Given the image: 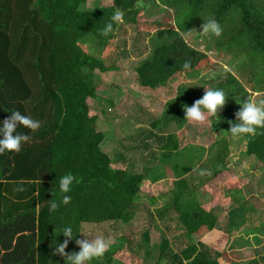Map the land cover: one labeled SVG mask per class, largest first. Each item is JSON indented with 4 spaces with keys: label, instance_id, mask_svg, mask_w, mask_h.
Listing matches in <instances>:
<instances>
[{
    "label": "trees",
    "instance_id": "trees-1",
    "mask_svg": "<svg viewBox=\"0 0 264 264\" xmlns=\"http://www.w3.org/2000/svg\"><path fill=\"white\" fill-rule=\"evenodd\" d=\"M86 1L0 0V121L11 115L10 110L41 121L35 132L18 129L32 137L19 153L0 155V264H66L65 257L52 251L57 242L66 239L60 234L63 227H73L74 237L83 239L80 229L87 233L89 226L101 225L119 232L123 231L120 222L131 228V249L136 256L132 264H220L225 253L237 247L235 239L242 234L250 239V233L234 237L226 228L216 226L217 218L203 210L184 180L175 183L172 201L157 210L165 227L174 225L180 232L181 251L173 247L165 227L155 220L149 229L137 230L131 224L152 170L146 169L148 174L144 175L117 168V163H125V156L118 154L114 161L103 149L106 134L98 127L99 118L91 115L90 102L116 105L117 99H105L96 71L108 73L118 68L88 53L84 45L93 42L107 47L115 41L125 22L113 24L109 36L101 35V30L116 9L133 25L152 7L174 11L179 32L167 39L157 32L153 56L137 67L139 85L155 91L170 86L181 75L201 74L208 58L189 46L183 36L202 31L203 20L216 19L223 32L214 36L215 49L219 56L233 59L238 75L213 88L223 89L228 97L218 113L220 120L212 123L216 143L206 152L209 164L223 176L228 172V140L236 139L228 132V121H235L234 113L240 107L236 100L264 95V0H113L112 6L92 10L84 9ZM186 61L188 69L182 67ZM118 87L112 86L108 92L116 93ZM203 94L182 86L152 128L175 123L184 131L189 121L183 105L191 106ZM142 135L144 148L152 149L150 140L157 135L151 129ZM168 138L163 137L166 148L162 161H173L186 169V157H194L191 149H181V142L174 141L177 135ZM238 138L247 143V156L264 166V129ZM152 155L156 156L154 150ZM67 173L79 180L68 193L71 203L50 212L48 201L62 198L58 181ZM234 230L231 226L229 232ZM96 233L91 235H108L99 230ZM77 251L75 240H71L66 252ZM104 255L93 264L114 263L111 249ZM255 262L260 264L257 258Z\"/></svg>",
    "mask_w": 264,
    "mask_h": 264
},
{
    "label": "rangeland",
    "instance_id": "rangeland-1",
    "mask_svg": "<svg viewBox=\"0 0 264 264\" xmlns=\"http://www.w3.org/2000/svg\"><path fill=\"white\" fill-rule=\"evenodd\" d=\"M113 2V0H87L84 9L92 10L97 6H112ZM124 22L125 27L109 46L97 47L95 43L87 42L89 44L84 45V47H88L85 48L88 53L104 58L106 62L114 64L118 68V70L108 73L96 71L103 83L105 99L111 97L117 99L116 105L112 106L107 101L91 100L90 102L91 115L99 118L98 127L100 131L106 134L103 149L114 161L121 153L125 158L132 159V163L126 166V169L131 173L147 175L146 169L152 170L151 177L147 181V189L144 190V194L136 203L139 210L131 222L133 227L137 230L149 229L158 216L156 211L174 198L175 186L173 183L179 180L186 181L190 190H193L197 197H206L207 199L213 198L220 201L222 197L231 195L232 200L242 201V198H246L243 201L246 203L256 195L253 200H260L262 205L258 214L263 218L260 220H264V166H261L255 157L247 156V143L243 138H230L228 140L230 148V156L226 161L228 172L223 176H218L213 166L209 164L208 153L206 152L216 143V139L212 135V123L216 118L209 117L204 122L189 121V124L183 127L184 131H180L181 128H178L175 123L170 124L167 131L162 130L163 125L157 129L152 128L151 125L160 120L167 103L178 96L182 86L192 92H205L204 87L213 89L226 82L231 76L238 77L233 59L219 56L215 49L216 38L214 36L193 30L184 34L183 40L207 56L208 61L201 68V74L181 75L170 86H163L155 91L144 89L138 83L137 67L153 56L155 44L153 41L158 38L157 32L159 35L162 33L161 36L165 39L179 32L174 11L155 6L143 11L138 24L133 25L125 20ZM116 85L119 86V93H109L108 91L112 90H108V88ZM253 98L261 101L264 100V95L254 94ZM148 129L160 134V136L177 133L184 140V147L189 144L190 148H194L191 145L194 144L202 151L193 152L191 150L190 154L195 156V160L185 159L183 163L186 165L184 166L186 169L179 168L176 162L162 161L163 154L160 151H155L160 150L158 146H161L155 140L156 138H153V141L150 140L154 143L152 149L144 148L142 134ZM187 132H190L188 133L189 138ZM123 146L127 147V152L124 151ZM153 150L156 156L152 155ZM202 153L204 157L201 160ZM116 166L122 165L117 163ZM257 195L260 196V199ZM256 205V202L246 205L251 214H254L258 208L259 205ZM252 224L249 223V226ZM118 225L122 227V230L130 229V227H125L122 222ZM260 225L264 226V222L262 221ZM174 227V225L166 226L165 231L173 247L179 248L180 251L183 245L180 241L179 231ZM86 230L90 238L98 236L91 235L97 230L103 234H108L109 236L106 237L101 236L102 234L99 236L106 240L110 239V247L113 253L123 251L126 248L122 233L111 230V227L89 226ZM250 236L249 239L248 236L242 234L240 238L235 239L237 247L233 246L232 252H226L222 262L225 264H231V262L233 264H252L258 256L260 259H264V227L256 228V231H252ZM127 251H129L128 248ZM135 258L136 256L133 254V259ZM93 261L90 264H93ZM255 264L257 263L255 262Z\"/></svg>",
    "mask_w": 264,
    "mask_h": 264
},
{
    "label": "clouds",
    "instance_id": "clouds-1",
    "mask_svg": "<svg viewBox=\"0 0 264 264\" xmlns=\"http://www.w3.org/2000/svg\"><path fill=\"white\" fill-rule=\"evenodd\" d=\"M124 22V12L116 9L110 21L101 30V35L109 36L114 31L113 24H121ZM202 33L205 35H212L220 37L223 29L220 23L214 18L203 20L201 25ZM182 67L189 68V62H185ZM205 88L203 96L196 99L191 106L183 105L185 120L204 122L209 117L216 118L219 121L218 113L226 104L227 97L223 89H209ZM240 105L239 109L234 113L235 121L229 120L230 130L228 131L234 138L243 135L254 136L258 129H264V100L257 101L251 96L247 100H236ZM11 115L0 121V155L5 153H19L24 144L29 143L32 139L26 132L19 131L20 128L29 129L32 132L37 131L41 127V121L33 119L31 116L23 114L19 110L8 111ZM74 183H79V180L72 173H67L59 177L58 187L59 191L64 195L57 202L55 199L48 201L49 211L55 212L61 205L67 206L71 203L72 197L68 195L72 191ZM80 234L84 236L83 239L74 237L73 227L65 226L60 230L66 239L61 243L57 242L53 247V255L65 257L66 264H90L94 259L103 257L108 251L111 241L103 237L97 236L90 238L84 229H80ZM75 240L79 251L69 254L66 249L69 242Z\"/></svg>",
    "mask_w": 264,
    "mask_h": 264
},
{
    "label": "crops",
    "instance_id": "crops-1",
    "mask_svg": "<svg viewBox=\"0 0 264 264\" xmlns=\"http://www.w3.org/2000/svg\"><path fill=\"white\" fill-rule=\"evenodd\" d=\"M163 114H164V111H163ZM163 114H162V116H163ZM171 124H173V123H171ZM169 126H170V124L165 125V123H164L162 130L167 131ZM188 133H190V132H187V137L189 138ZM156 135H157V138L155 137L156 138L155 140H157V142H159L161 144V146H158L160 148V150H155V151H160L163 154L165 151V148H166V144L163 145L165 143L163 140V137L169 139L168 137L170 134H168V135L163 134V136H160V134H156ZM174 135L178 136L177 133H175ZM178 140H179V142H181V145H180L181 149H185V148L189 149L190 148L189 144L185 147L183 146L184 140H182V137L178 136V139H175L174 141L178 142ZM186 140H188V139H186ZM151 141H153V140H151ZM170 142H172V140H169V143ZM153 145H154V143H153ZM191 145L194 147V148H190L193 152H195L196 148H199V147H195L194 144H191ZM203 157H204V155H203ZM203 157H201V160L203 159ZM186 159L195 160V156L192 158L187 157ZM131 163H132V159L129 158V159L125 160V163H123L122 166H117V168L126 169V166L130 165ZM175 183H176V181L173 184L175 185ZM255 196L256 195L251 197L246 203L243 202L246 200V198H242V201L232 200L231 195L222 197L220 201L214 200L213 198L207 199L206 197H198V202H199L200 206L203 208V210H205L207 213H212L217 218L218 223L216 224V226L220 227L221 230L226 228L228 233L231 236L236 237L235 236L236 234H239L242 232L251 233L252 231H256V228H258V227L259 228L264 227L263 225H260V223H262V221L264 222V220L261 221L260 218L261 219H263V218L260 214H258V211H259L258 205H260V200L258 201V203L255 200H253L255 198ZM257 196H258V199H260V196L259 195H257ZM235 198L238 199V197H235ZM251 202H253V203L256 202V204H257L256 206H258V208L256 209L254 214H251L249 212V208L246 207V205H249ZM163 206H165V205H162V207ZM156 213L158 214L159 211H156ZM156 222H157V224H160V226L163 225V227H165V225L163 224L164 220L162 218H160V214H158V216H156ZM249 223H253V224L249 226ZM231 226L236 228L237 230H234L233 232H229V231H231ZM119 232H121L122 236L124 237L123 241H124V243H126L125 244L126 248L123 251H117V252L113 253L114 254L113 255V262H114L113 264H128V263L132 264L133 263V251L131 249V241L132 240L130 239L131 236H129L130 232H131V228L129 230L124 229L123 231H119ZM127 248L129 251H127ZM174 248H175V246H174ZM109 249H111V247H109ZM175 249L179 252V248H175ZM255 249H258V248H255ZM257 254H258V252H257ZM257 259L260 261V264H264V259H260V256H258ZM138 262H140L139 259L137 260L136 263H138ZM220 264H225V263L221 261Z\"/></svg>",
    "mask_w": 264,
    "mask_h": 264
}]
</instances>
